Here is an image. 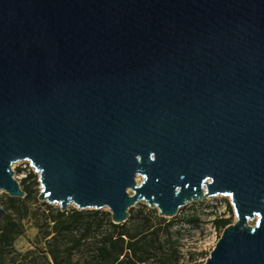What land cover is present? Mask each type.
<instances>
[{
    "label": "water",
    "instance_id": "95a60500",
    "mask_svg": "<svg viewBox=\"0 0 264 264\" xmlns=\"http://www.w3.org/2000/svg\"><path fill=\"white\" fill-rule=\"evenodd\" d=\"M19 161L115 224L228 196L204 264H264V0H0V193L24 198Z\"/></svg>",
    "mask_w": 264,
    "mask_h": 264
},
{
    "label": "rangeland",
    "instance_id": "374dc122",
    "mask_svg": "<svg viewBox=\"0 0 264 264\" xmlns=\"http://www.w3.org/2000/svg\"><path fill=\"white\" fill-rule=\"evenodd\" d=\"M13 169L15 178L22 189L30 186L33 190L32 197H36L37 200L35 202L31 198L25 203L14 202L12 199L19 198L10 197L6 192L0 193V203L6 209L8 215L21 219L24 225L23 234L18 236L15 241V248L20 253L19 258L22 260V264H55L56 261L51 253L56 255L60 264L90 263L94 259L97 241L102 239L105 233L111 231L108 225V219L111 220L110 210L108 208L97 210L101 214L106 213V218H102V228L94 229L88 234H85L84 228L74 230L70 234L63 230L61 233L56 234L59 229L52 230L54 222H46L45 220L47 215L50 217L55 216L56 211L60 210V206L39 201L38 195L41 190L39 175L27 161L14 163ZM30 173H32V177L28 178ZM73 208H76L75 205H71L66 211L69 212ZM141 211L144 213H140ZM148 211H156V216L159 217L151 219L149 224L152 226L151 230L161 228L160 231L164 232L165 226L169 225L172 238L164 246L166 254L163 258H160L161 253H158L141 264H204L223 232L216 226L215 219L225 217L231 218L232 223L236 221L230 197L224 195L189 203L180 208L178 214L171 218L160 216L157 208L151 207L145 202H140L129 210L131 215L140 213L134 221H131V217H129L127 228L132 227V233L141 229ZM196 217L199 220L196 223L195 221L191 222V219ZM131 222L134 223L133 226ZM254 222L250 221L252 224ZM46 230L55 231L52 234L55 237L53 238L51 235L45 238L44 231ZM161 240H165V236L161 235ZM172 247L179 250L177 261Z\"/></svg>",
    "mask_w": 264,
    "mask_h": 264
},
{
    "label": "trees",
    "instance_id": "16d2710c",
    "mask_svg": "<svg viewBox=\"0 0 264 264\" xmlns=\"http://www.w3.org/2000/svg\"><path fill=\"white\" fill-rule=\"evenodd\" d=\"M30 177H32V173L28 175V178ZM24 191L26 192L24 198L12 199V201L25 203L33 198L37 202L36 197H32L33 190L30 186H27ZM67 212L57 210L55 216L50 217L47 215L45 221L54 222L52 230L59 229L56 234L61 233L62 230L70 234L79 228H84L85 234H88L94 229L102 228V218H106V213L101 214L97 210H78L73 208ZM140 213L143 214L144 212L141 211ZM140 213L138 215H131L130 213V220L134 221ZM147 214L141 229L135 233H132V227L127 228L129 219L124 223L115 224L109 218L108 225L111 231L107 234L105 233L102 239L97 241L94 259L88 264H141L147 262L152 255H157L158 253H161L160 258H163L166 254L164 246L172 238L169 225L165 226L164 232L160 231L161 228L151 230L152 226L149 225L151 219L159 217L156 216V211H148ZM102 215L104 216L102 217ZM198 220L196 217L191 219V222L195 221L196 223ZM214 222L223 231L227 225L232 223V219L220 217L215 219ZM59 224L61 225L59 226ZM131 224L132 226L134 225L133 222ZM23 232L24 225L21 219L8 215L0 221V264H22V260L19 258L20 253L15 248V241ZM44 232L46 234L45 238H47L55 231L46 230ZM161 235L165 236V240H167H161ZM52 236L53 238L55 237V235ZM172 248L177 261L179 250L175 247ZM51 254L56 261L55 264H60L56 255L54 253Z\"/></svg>",
    "mask_w": 264,
    "mask_h": 264
},
{
    "label": "built area",
    "instance_id": "2783aa9c",
    "mask_svg": "<svg viewBox=\"0 0 264 264\" xmlns=\"http://www.w3.org/2000/svg\"><path fill=\"white\" fill-rule=\"evenodd\" d=\"M29 163V162H28ZM30 164V163H29ZM31 166V165H30ZM33 169V168H32Z\"/></svg>",
    "mask_w": 264,
    "mask_h": 264
}]
</instances>
